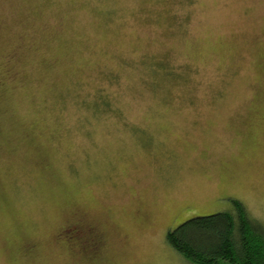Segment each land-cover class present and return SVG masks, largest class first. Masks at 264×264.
Returning a JSON list of instances; mask_svg holds the SVG:
<instances>
[{
    "label": "rangeland",
    "instance_id": "1",
    "mask_svg": "<svg viewBox=\"0 0 264 264\" xmlns=\"http://www.w3.org/2000/svg\"><path fill=\"white\" fill-rule=\"evenodd\" d=\"M233 199L264 227V0H0V264H189Z\"/></svg>",
    "mask_w": 264,
    "mask_h": 264
},
{
    "label": "trees",
    "instance_id": "2",
    "mask_svg": "<svg viewBox=\"0 0 264 264\" xmlns=\"http://www.w3.org/2000/svg\"><path fill=\"white\" fill-rule=\"evenodd\" d=\"M165 235L189 264H264V227L236 199L231 211L190 217Z\"/></svg>",
    "mask_w": 264,
    "mask_h": 264
},
{
    "label": "flooded vegetation",
    "instance_id": "3",
    "mask_svg": "<svg viewBox=\"0 0 264 264\" xmlns=\"http://www.w3.org/2000/svg\"><path fill=\"white\" fill-rule=\"evenodd\" d=\"M63 235H64V234H63ZM62 238H64V236H63Z\"/></svg>",
    "mask_w": 264,
    "mask_h": 264
}]
</instances>
